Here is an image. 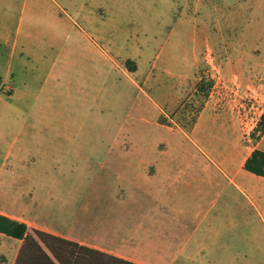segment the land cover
I'll return each instance as SVG.
<instances>
[{"label": "rangeland", "instance_id": "rangeland-1", "mask_svg": "<svg viewBox=\"0 0 264 264\" xmlns=\"http://www.w3.org/2000/svg\"><path fill=\"white\" fill-rule=\"evenodd\" d=\"M0 1V20H14L21 13L17 2L22 0H15L17 7L11 10L9 0ZM102 1L94 0L95 6ZM130 1L138 2V9L121 11L127 21L121 33H115V51L125 53L129 47L127 31L145 27L156 33L148 42L153 50L147 59L172 32L164 50L166 62L174 65L173 57L187 56L180 53L187 48L180 43L191 46L193 29L198 49H203L195 68L185 70L190 76L172 86L170 102L160 112L120 67L94 48L93 44L105 53L108 47L101 38L93 32L89 40L82 35L76 8L83 0H28L30 65L15 54L16 76L0 84V173L14 177L10 193L19 192V186L35 191V204L32 196L25 200H30L33 215L52 227L84 229L106 221L112 208L123 205L126 164L164 157L168 142L189 145L183 136L191 135L208 106L216 113L225 108L233 116L230 123L237 127L244 157L256 148L264 151V136H254L264 112V0H205L208 5L201 8L195 25L187 20V0ZM99 14L108 19L106 10ZM110 16L117 19V14ZM97 25L106 30L109 22ZM208 33L213 41L204 43ZM11 41L0 43V72L7 69L4 60L14 49ZM9 86L14 93L5 91ZM216 127L213 122L201 127L205 141L220 135L234 142L233 128ZM184 149L181 153L175 147L172 152L179 157L196 155L192 145ZM241 249L237 261L223 264H264L263 231L252 234Z\"/></svg>", "mask_w": 264, "mask_h": 264}, {"label": "crops", "instance_id": "crops-1", "mask_svg": "<svg viewBox=\"0 0 264 264\" xmlns=\"http://www.w3.org/2000/svg\"><path fill=\"white\" fill-rule=\"evenodd\" d=\"M9 1L10 10L13 6L17 7L15 0ZM96 2L83 0L81 8H76L79 21L86 27L83 28L77 21L80 32L87 40L92 32L101 38L108 47L103 49L105 53L93 44L94 48L107 56L113 66L120 67L157 111H162L170 102L172 86L190 76L185 70L194 69L196 58L202 54L203 49H198L200 41L197 32L193 29L191 46L184 41L180 43L181 47H187L186 50L181 49L180 53L185 51L187 56L173 57L174 65L166 62L163 56L170 36L175 32L169 35L152 58L147 59L145 55L153 50L148 42L156 33L147 31L146 27L133 32L131 29L127 31L124 42L129 47L125 53H119L112 46L115 44V33H121L120 27L127 21L121 11L133 8L137 12L139 3L133 5L130 0H105L96 7ZM17 3L21 13L14 20L9 16L0 20V39L6 35H9L7 39L12 38V41L0 40V43L11 41L14 46L4 60L8 66L0 72V84L15 78L12 64L15 54L27 60L29 65L32 58L28 46L29 2L22 0ZM207 5L205 0H187V20L190 19L195 25L201 8ZM101 10H106L109 15H105L107 20L99 14ZM116 14L117 19L110 16ZM99 22H109V27L101 29L97 25ZM148 36L150 39L147 41ZM206 40L213 41L211 33L206 35L204 43ZM128 60L136 65V70L128 69ZM145 62L148 64L145 65ZM145 86H151L152 90L148 91ZM7 89V93H14L13 86ZM213 110L208 106L198 118L191 135H182L194 148L195 156L179 157V153L175 156L172 152L175 147L183 153L185 146L189 145L168 142L165 143L164 157L148 163L130 161L126 164L127 169H124L122 177L125 185L120 197L123 198V205L112 208L106 221L90 223L84 229L67 230L63 226L55 228L45 224L33 215L34 209H30V204L36 203L33 200L35 191L19 186V192L10 193L9 188H15L16 181L12 175L2 177L1 173L0 214L23 221L29 228L44 230L136 264H223L237 261L243 243L247 245L249 237L259 230L264 233V176L244 169L249 156L244 157L237 127L230 123L233 117L230 112L225 108L220 113ZM209 122L219 126L216 127L218 130L233 128L234 142H231V137L220 135L212 137L215 139L213 142L205 141L201 127L209 125ZM171 132L178 136L181 134ZM30 196L33 197L31 203L25 200ZM10 197L16 200H7ZM23 245L24 239L0 233V264H16ZM24 258L28 262L21 264H30V247L25 249Z\"/></svg>", "mask_w": 264, "mask_h": 264}, {"label": "trees", "instance_id": "trees-1", "mask_svg": "<svg viewBox=\"0 0 264 264\" xmlns=\"http://www.w3.org/2000/svg\"><path fill=\"white\" fill-rule=\"evenodd\" d=\"M126 65L131 71L136 70V65L131 60H128ZM200 84L201 90L206 89L205 81L202 80ZM211 87L212 84L208 85V89ZM256 134L257 139L264 136V112L254 130V136ZM244 169L255 175L264 176V151L254 149L246 160ZM0 233L24 239L16 264L27 261L24 258L27 247H30V264H136L44 230L29 228L27 223L4 214H0Z\"/></svg>", "mask_w": 264, "mask_h": 264}]
</instances>
